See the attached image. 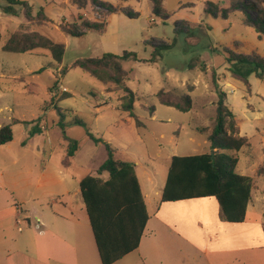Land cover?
<instances>
[{
    "label": "rangeland",
    "instance_id": "obj_1",
    "mask_svg": "<svg viewBox=\"0 0 264 264\" xmlns=\"http://www.w3.org/2000/svg\"><path fill=\"white\" fill-rule=\"evenodd\" d=\"M20 1L27 2L34 13L43 9L52 22L44 27L33 26L32 31L48 36L65 49L60 64L45 50L27 54L3 52L2 45L24 23V18L21 6L14 5L12 11L5 12L9 5L0 0V126L12 124V141L0 145V185H11L27 178L34 186L42 169L60 168L68 145L64 137L78 142L69 175L77 179L93 176L107 158L103 144L107 143L114 150L115 159L136 164L147 210L154 218L160 206L168 158L210 153L209 142L195 132V128L212 127L221 93L243 136L251 143L250 159L243 153L238 155L239 170L252 175L251 165L244 168L246 160H251L256 170L264 165V100L261 98L264 81L251 75L248 78L251 95H248L242 83L230 78L225 52L228 49L248 55L256 51L264 57V37L242 24L245 18L251 17L243 10L225 20L204 13L206 1L227 8L229 0H164L163 8L168 14L164 18L154 12L149 0H101L119 9L129 8L137 17L118 12L108 18L103 34L87 31L81 38L62 33L59 24L62 21L72 23L78 16L98 19L99 7L90 13L78 11L71 0ZM160 45L172 47L161 51L156 62H145ZM105 53L116 56L133 53L137 57V61L123 62L122 68L130 72L125 86L137 97L133 114L142 122L140 128L133 126L127 113L118 110L123 90L107 92L108 87L75 66L78 60L100 58ZM212 73L216 86L211 80ZM162 89L188 95L191 109L180 112L161 105L156 95ZM62 92L71 97L60 100ZM58 109L64 119V129L60 126ZM74 119L80 120L83 126L72 125ZM12 120L19 123H12ZM37 128L41 131L32 133ZM88 135L103 143L93 142ZM20 173L25 176H19ZM33 186L26 193L17 192L21 198H27L30 191L36 190L30 205L32 211L20 218L24 232L35 228L34 221L42 225L34 213H42L44 218L47 216L43 212L45 208L60 209L59 196H54V205L48 204L50 192ZM258 186L264 188V181H258ZM54 191H62V188L54 187ZM69 191L64 200L74 207L71 212L79 220L77 229L85 256L100 264L81 197L75 196V186ZM0 195L13 202L10 193L2 190ZM256 199L248 223L258 226V215L264 213V194ZM25 215L30 219V226ZM153 222L154 219L148 225L140 249L121 264H134L139 258L151 264L149 239ZM18 236L20 234L15 231L13 239Z\"/></svg>",
    "mask_w": 264,
    "mask_h": 264
},
{
    "label": "trees",
    "instance_id": "obj_2",
    "mask_svg": "<svg viewBox=\"0 0 264 264\" xmlns=\"http://www.w3.org/2000/svg\"><path fill=\"white\" fill-rule=\"evenodd\" d=\"M3 1L9 5L5 12L12 11L14 5L22 7L24 23L4 42L1 50L15 54L45 50L53 61L60 64L64 54V45L31 29L33 26L44 27L52 24L43 9L40 8L34 13L33 8L25 1ZM149 1L152 2L153 10L158 16L167 17L168 14L163 8L164 0ZM71 3L78 11L88 10L90 13L99 7V18L89 19L78 16L72 23L62 21L58 28L70 37L81 38L87 31L103 34L108 26V18L118 12H123L130 17H137V14L129 8L119 9L111 3L101 0H71ZM239 10H243L251 16L245 18L242 24L254 29L260 37H264V0H229L227 8L210 1H206L204 4V13L224 20ZM170 47L172 45L158 46L153 51V56L145 62H156L160 52ZM225 52L228 54L226 61L230 65L227 69L230 78L242 83L246 93L250 94L251 86L248 78L251 75L264 81V57L256 51H252L248 55L236 54L228 49H225ZM127 61H137V57L133 53H124L122 56L105 53L100 58L78 60L75 66L108 87L107 92L123 90L124 95L119 98L118 110L127 113L133 121V126L140 128L143 124L133 114L137 97L125 86V82L130 79V72L122 68V63ZM192 66L193 64L190 65L191 68ZM202 70L205 71V68ZM211 80L216 86L214 73H212ZM70 97L69 93L62 92L60 100ZM156 98L161 105L180 112H187L191 109V99L185 94L162 89L157 93ZM58 112L61 116V129H64L61 110L58 109ZM151 112H153V108H151ZM15 123H19V121H15ZM71 124L83 126V123L78 119L71 121ZM11 128V124L0 127V145H6L12 141ZM40 131L37 128L32 133ZM196 132L205 136L210 144V153L172 156L168 163L160 202L210 197L214 198L218 204L221 221L244 222L253 180L248 176L239 175L236 169L238 154L251 152V143L247 137L239 134L236 120L226 104V97L223 93L220 94L216 104V116L212 127H198ZM88 137L95 143H103L101 139L92 135H88ZM64 139L68 145L62 167L68 169L78 150V142L66 137ZM103 144L107 158L95 171V175H86L80 180L79 192L100 263L115 264L138 249L150 217L136 175V165L130 161L115 159L114 150L109 144ZM105 175L106 178H103Z\"/></svg>",
    "mask_w": 264,
    "mask_h": 264
},
{
    "label": "crops",
    "instance_id": "obj_3",
    "mask_svg": "<svg viewBox=\"0 0 264 264\" xmlns=\"http://www.w3.org/2000/svg\"><path fill=\"white\" fill-rule=\"evenodd\" d=\"M261 98L264 100V95ZM236 123L239 134L243 136L237 120ZM240 153L247 155L249 159L251 158V152ZM172 156L168 158L167 168ZM239 165L240 159L238 157L236 172L253 180L244 222L228 223L221 221L218 204L214 198L210 197L160 202L157 212L153 215L154 218L149 215L150 219L146 224L137 250L142 245L149 223L154 219L155 222H153L150 231L151 239H149L151 264H264V213L258 215V226L248 223L250 211L254 209L257 202L256 198L262 197L264 194V188L258 186V181H264V165L259 166V169L256 170L251 160H246L244 168L245 165L247 167L251 165L252 175H246L240 171ZM262 168L263 171H261ZM68 170L69 168L64 169L62 165L60 168L42 169L34 186L30 184L27 178L11 185H0V191L8 192L13 197V202H10L0 195V264H96L94 258L89 260L85 256L83 240L81 241L79 235L81 233L77 229L79 220L73 211L71 212L74 207L64 200L65 196L70 194V188L74 186L75 196H80L79 182L82 178L77 179L69 175ZM19 176H25V173H20ZM31 186L35 189L44 188L50 192L47 199L48 204L54 205L56 203L54 196H59L61 199L57 205H60V209L55 210L52 207L48 210L45 208L43 212L47 216L44 218L42 213L41 215L34 213L33 216L42 224L39 228L42 227L45 230L38 231L39 228L31 227L24 232L22 229L23 221L20 218L24 217L25 212L30 214L32 211L30 205L35 198L36 190L30 191L27 198H21L17 192L26 193ZM54 187L62 188V191L53 192ZM143 198L145 201L144 195ZM25 219L30 226V219L26 215ZM19 221L21 222L20 231L17 224ZM256 227L257 230L260 229L256 231ZM15 231L20 236L13 239ZM133 253L115 264L123 263ZM144 263L149 264L147 259L144 258L142 261L139 258L134 264Z\"/></svg>",
    "mask_w": 264,
    "mask_h": 264
},
{
    "label": "built area",
    "instance_id": "obj_4",
    "mask_svg": "<svg viewBox=\"0 0 264 264\" xmlns=\"http://www.w3.org/2000/svg\"><path fill=\"white\" fill-rule=\"evenodd\" d=\"M38 221H35V227L36 229H38L40 227V225L37 223ZM18 226H19V231L21 230L20 226H21V222H17Z\"/></svg>",
    "mask_w": 264,
    "mask_h": 264
}]
</instances>
